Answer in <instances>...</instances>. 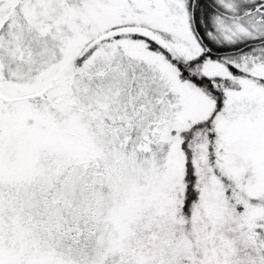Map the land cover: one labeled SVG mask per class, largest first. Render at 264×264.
I'll use <instances>...</instances> for the list:
<instances>
[{
  "label": "snow or ice",
  "instance_id": "1",
  "mask_svg": "<svg viewBox=\"0 0 264 264\" xmlns=\"http://www.w3.org/2000/svg\"><path fill=\"white\" fill-rule=\"evenodd\" d=\"M0 264H264V0H0Z\"/></svg>",
  "mask_w": 264,
  "mask_h": 264
}]
</instances>
